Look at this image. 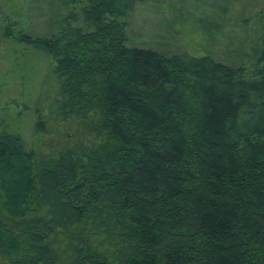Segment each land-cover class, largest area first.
Masks as SVG:
<instances>
[{"label": "trees", "instance_id": "16d2710c", "mask_svg": "<svg viewBox=\"0 0 264 264\" xmlns=\"http://www.w3.org/2000/svg\"><path fill=\"white\" fill-rule=\"evenodd\" d=\"M151 1L68 0L49 36L0 28L52 59L63 115L95 119L37 170L0 124V264H264L262 13L220 61L127 45Z\"/></svg>", "mask_w": 264, "mask_h": 264}, {"label": "rangeland", "instance_id": "374dc122", "mask_svg": "<svg viewBox=\"0 0 264 264\" xmlns=\"http://www.w3.org/2000/svg\"><path fill=\"white\" fill-rule=\"evenodd\" d=\"M70 8L68 0H0V28L6 20L15 25L14 31L49 36ZM259 11L264 24V0H156L137 4L125 19L127 45L165 54L210 55L220 61L228 55L239 58L240 44L259 32ZM244 17L247 20L240 21ZM68 22L84 27L79 17ZM203 28L206 32L201 31ZM52 67L49 56L2 37L0 31V124L19 134L34 151L36 170L52 161L59 150L79 149L94 138L95 119L61 113L65 98Z\"/></svg>", "mask_w": 264, "mask_h": 264}]
</instances>
